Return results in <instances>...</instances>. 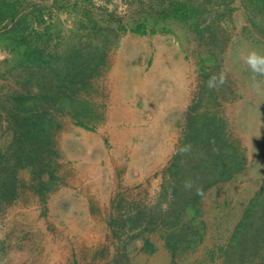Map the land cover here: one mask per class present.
Returning <instances> with one entry per match:
<instances>
[{"label":"rangeland","instance_id":"obj_1","mask_svg":"<svg viewBox=\"0 0 264 264\" xmlns=\"http://www.w3.org/2000/svg\"><path fill=\"white\" fill-rule=\"evenodd\" d=\"M21 2L24 10L45 8L49 28L62 34L58 52L77 42L82 25L96 21L106 28L113 22H133L138 6L125 0ZM232 6L231 17L223 23L229 42L211 85L202 77L200 46L184 26H175L174 33L146 35L127 30L112 47L108 44L107 65L101 75L91 78L87 90L91 101L87 124L95 129L78 126L70 116L60 117L55 137L59 185L44 202L24 190L17 202L0 211V250L6 264L109 263L117 253L108 225L111 216L130 203L150 206L156 201L163 171L178 148L191 107L225 117L246 165L204 196L207 233L195 252L174 263L156 233L152 235L155 253L133 251L131 256L134 264H203L214 244L227 241L264 183V73L254 72L247 63L252 52L264 56V38L250 30L242 0ZM112 12L122 20L113 21ZM12 64V60L0 64L4 91L16 88L19 72L12 70ZM20 178L29 181V172L22 170ZM52 195L53 214H49ZM119 200L123 207L116 209ZM73 209L81 212L80 219Z\"/></svg>","mask_w":264,"mask_h":264},{"label":"trees","instance_id":"obj_2","mask_svg":"<svg viewBox=\"0 0 264 264\" xmlns=\"http://www.w3.org/2000/svg\"><path fill=\"white\" fill-rule=\"evenodd\" d=\"M125 1L138 4L133 22H113L102 28L92 21L76 33V43L58 52L62 34H54L49 26L43 30L35 26L46 21L43 6H35L31 15L21 14V0H0V45L12 56L8 61L13 62L12 70L19 72L15 89H0V211L17 202L24 190L44 202L59 185L60 152L55 137L60 117L70 116L78 126L95 129L87 124L91 121L87 90L91 78L101 75L107 65V50L125 31L146 35L174 33L177 25L186 27L200 46L202 77L211 85L229 42L223 23L231 17L235 0ZM242 2L250 15V30L264 38V0ZM110 15L113 21L122 20L113 12ZM246 162L225 117L191 107L178 148L163 171L156 201L150 206L130 203L125 211L111 216L108 225L117 253L107 264H134L133 251L155 253L152 235L156 233L174 263L195 252L207 233L204 196L233 179ZM22 170L29 172V181L21 180ZM122 204L119 200L114 208ZM206 256L203 264H264V183L227 241L214 244ZM0 264H6L1 250Z\"/></svg>","mask_w":264,"mask_h":264},{"label":"crops","instance_id":"obj_3","mask_svg":"<svg viewBox=\"0 0 264 264\" xmlns=\"http://www.w3.org/2000/svg\"><path fill=\"white\" fill-rule=\"evenodd\" d=\"M32 10L33 9H28V10H23V11H21V14L22 13H25V14H28V13H30V11L32 12ZM29 15H31V13L29 14ZM45 19H47V17L45 16ZM44 19V20H45ZM36 26V29H40V30H43V29H45L46 27H48V23H47V21H45V23H43L42 25H35ZM12 56H11V54L9 53V51L8 50H6V49H4V48H2L1 47V45H0V64H2L3 62H8L9 61V59L11 58ZM145 84L146 85H149L150 84V82H149V80L147 81V82H145ZM161 161H162V159H161ZM53 200V195H52V197L50 198V201H49V199H48V203H47V207H48V209H49V214H53V212H52V210H53V208H52V206L53 205H51L52 204V201ZM73 211V213H75L76 215H77V219H80L81 218V216L82 215H80V211L79 210H75V209H73L72 210ZM86 213L84 214V216L83 217H86ZM54 218L53 217H51L50 218V220H53Z\"/></svg>","mask_w":264,"mask_h":264},{"label":"clouds","instance_id":"obj_4","mask_svg":"<svg viewBox=\"0 0 264 264\" xmlns=\"http://www.w3.org/2000/svg\"><path fill=\"white\" fill-rule=\"evenodd\" d=\"M247 63L254 72L264 73V56L252 52L247 57Z\"/></svg>","mask_w":264,"mask_h":264}]
</instances>
